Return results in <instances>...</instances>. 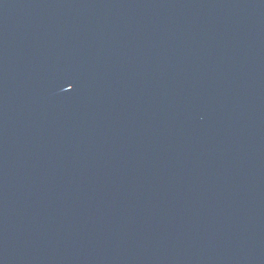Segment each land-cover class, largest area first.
<instances>
[{"label":"water","instance_id":"1","mask_svg":"<svg viewBox=\"0 0 264 264\" xmlns=\"http://www.w3.org/2000/svg\"><path fill=\"white\" fill-rule=\"evenodd\" d=\"M0 264H264V0H0Z\"/></svg>","mask_w":264,"mask_h":264}]
</instances>
